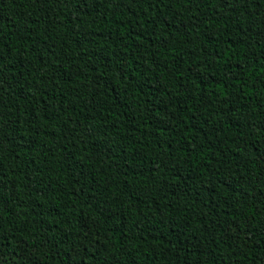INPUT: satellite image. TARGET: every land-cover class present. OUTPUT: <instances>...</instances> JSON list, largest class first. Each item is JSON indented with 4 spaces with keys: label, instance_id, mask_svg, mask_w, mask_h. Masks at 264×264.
Listing matches in <instances>:
<instances>
[{
    "label": "trees",
    "instance_id": "16d2710c",
    "mask_svg": "<svg viewBox=\"0 0 264 264\" xmlns=\"http://www.w3.org/2000/svg\"><path fill=\"white\" fill-rule=\"evenodd\" d=\"M0 264H264V0H0Z\"/></svg>",
    "mask_w": 264,
    "mask_h": 264
}]
</instances>
